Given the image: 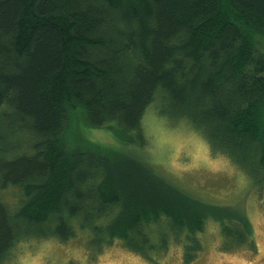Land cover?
Masks as SVG:
<instances>
[{"label": "trees", "instance_id": "trees-1", "mask_svg": "<svg viewBox=\"0 0 264 264\" xmlns=\"http://www.w3.org/2000/svg\"><path fill=\"white\" fill-rule=\"evenodd\" d=\"M263 42V43H262ZM264 0H0V263L23 238L84 230L146 257L174 240L252 248L238 205L203 200L135 153L79 143L108 128L143 146L145 108L187 119L264 193ZM16 189L14 202L2 197Z\"/></svg>", "mask_w": 264, "mask_h": 264}, {"label": "rangeland", "instance_id": "rangeland-1", "mask_svg": "<svg viewBox=\"0 0 264 264\" xmlns=\"http://www.w3.org/2000/svg\"><path fill=\"white\" fill-rule=\"evenodd\" d=\"M79 119L76 114L73 127L79 143L89 140L104 147H121L195 196L243 208L252 226L253 247L223 249L219 224L209 218L201 235L202 250L189 262L182 259L181 246L174 240L149 258L118 241L92 250L86 244L87 233L77 230L75 236L64 241L56 237L20 239L0 264H264V193L257 191L248 175L225 154L213 150L187 119L161 115L155 99L141 117L147 139L143 146L124 145L108 128L79 126ZM1 193L8 202H14L17 196L11 186Z\"/></svg>", "mask_w": 264, "mask_h": 264}]
</instances>
